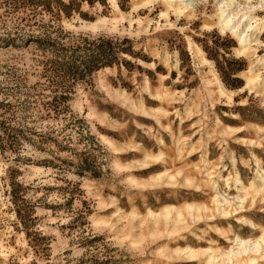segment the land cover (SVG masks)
<instances>
[{"label":"rangeland","instance_id":"1","mask_svg":"<svg viewBox=\"0 0 264 264\" xmlns=\"http://www.w3.org/2000/svg\"><path fill=\"white\" fill-rule=\"evenodd\" d=\"M216 1L190 19L171 16L173 26L159 21L155 3L133 14L131 26L124 18L112 29L90 27L111 18L110 0H0V264H202L173 251L228 250L235 236L259 235L234 213L215 217L232 222L223 236L208 227L215 219L178 234H152L150 221L140 220L147 210L208 201L205 187L143 186L164 168L202 166L205 147V166L219 162L223 176L236 170L246 186L254 181L256 164L239 140L264 127V105L245 87L249 60L235 54L236 40L202 29ZM115 2L131 11L130 0ZM188 39L232 102L208 84L209 68L192 56ZM222 126L239 130L227 137ZM143 152L164 155L147 171L138 166ZM258 154L264 170V151ZM221 180L219 192L235 196ZM254 210L253 221L264 223L263 208ZM220 227L229 231V223Z\"/></svg>","mask_w":264,"mask_h":264},{"label":"bare ground","instance_id":"2","mask_svg":"<svg viewBox=\"0 0 264 264\" xmlns=\"http://www.w3.org/2000/svg\"><path fill=\"white\" fill-rule=\"evenodd\" d=\"M155 3H159L161 7L158 13L159 21H163L166 26H173L170 21L171 16H174L176 19L179 17L190 19L195 16L199 5L208 4L209 0H130L131 11L127 15L120 10L115 0H110L111 8L113 9L111 18L98 17L95 23L90 24V27L96 28L97 25L108 23L112 29H116L120 20L124 18H128L129 26H131L133 14L137 15L139 9L148 8ZM262 9H264V0H217L214 11L211 15H207V19L201 26L204 30L210 31L216 29L222 35L229 34L236 40L235 54L249 60L248 69L242 73L246 82L245 87L259 94L261 103L264 105V78L262 77L263 79L260 81L261 71L264 70V54L258 57L255 48L258 46L264 48V43H261L259 40V35L264 33V16L259 17L256 15V12ZM137 22L140 23L139 20ZM148 23L149 21L146 22L147 25L145 26H148ZM158 25H160L159 22ZM147 28H145V31ZM188 48L201 66L209 68L212 81L208 84H213L216 87V95L225 97L229 102H232L233 92L223 87L215 74L212 63L204 57L201 48L189 39ZM174 67L177 69L176 63ZM258 88L260 90L256 91ZM145 90L147 89L145 88ZM157 98L160 99L159 94H157ZM157 112H161L163 116L168 115L167 110L158 109ZM190 114V109H187V117ZM253 128L255 138H242L239 140L242 144L249 145L250 156L257 167L254 181L249 185L246 186L242 182L239 171L233 170V176H223L218 168L219 162L205 166L207 163L206 147L202 150L200 160L203 163L202 166L194 164L192 168H189L187 162H185L184 167L173 168L174 170L171 172H168L164 168L163 172L156 173L149 178V181H145V185L143 184V186H159L161 184H165L168 187L183 186L196 190L205 187L211 193L208 201L204 203H191L178 207L171 205L162 208L159 212L147 210L140 220L142 225L146 221H150L152 234H158L161 231L169 234H178L191 227L194 228L201 221L215 219V217H220L221 219L227 218V216H231L233 213L236 215L234 217L237 221L250 225L255 230H258L259 233L255 239H241L239 236H235L232 246L228 250L218 249L219 247H209L202 250L188 245L184 249L173 251L178 258L180 257L179 255H182L183 259L201 261L202 264H264V223L256 224L251 218L255 215L254 209L263 208L264 210V170L259 167L260 158L258 154L259 151H264V127L255 125ZM165 129L169 128L165 127ZM237 130L239 128L222 126L219 133L228 137L233 135ZM236 139L238 138L236 137ZM223 142L226 143L224 139ZM183 146V142L177 143L180 154L184 150ZM199 146L200 143L197 146H191L190 150H187L188 152L186 151V153L192 154ZM180 154L177 156L182 157ZM163 155V153H160L154 156L143 152V159L139 161L138 166L144 167V169L149 171L152 168L151 163L159 160ZM228 158L234 167L235 158L233 155H229ZM241 163L247 164V161L241 159ZM178 176H180V180ZM220 178L222 179L221 184H225L227 187L230 186V183L233 185V189L236 191L235 196L228 198L227 195L219 192L218 179ZM132 216H138V214L132 212ZM213 223L209 224L208 227L214 233H217V235L223 236L232 231V222L215 219ZM222 223H229V229L227 228L229 231L220 227ZM202 234L204 235L206 232L203 230Z\"/></svg>","mask_w":264,"mask_h":264}]
</instances>
